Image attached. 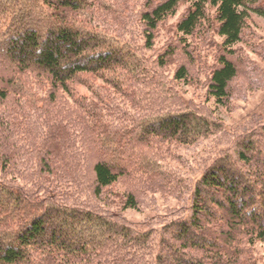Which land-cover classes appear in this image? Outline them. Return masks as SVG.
I'll list each match as a JSON object with an SVG mask.
<instances>
[{
    "label": "trees",
    "instance_id": "obj_1",
    "mask_svg": "<svg viewBox=\"0 0 264 264\" xmlns=\"http://www.w3.org/2000/svg\"><path fill=\"white\" fill-rule=\"evenodd\" d=\"M121 1L111 0L112 6L108 4L105 9L102 0H0V15H4L0 21V67L10 75L7 82L0 80L1 170L33 161L36 172L32 178L50 187L76 184L82 169L88 167L95 198L120 180L158 191L162 189L161 179L154 176L157 173L151 167H146V174L142 172L145 175L136 173V160L145 156L143 148L156 139L184 147L211 134L205 120L180 113L141 124L134 139L135 132L125 126L110 130L100 124L101 112H112L103 101L94 97L86 102L77 97L73 83L82 75L100 79L115 90L136 72V58L122 45L127 43L121 42L129 34L127 25L123 18L114 17L116 11L109 12L123 8L125 3ZM260 2L132 0L134 22L147 50L153 46L157 27L180 4L189 5L176 25L184 38L202 29L203 23L210 25L208 9L214 10V29L223 44L206 90L216 104L226 102L228 86L237 75L230 57L245 23L251 15L264 18ZM13 11L20 14L12 15ZM91 13L93 17L98 15L96 27ZM103 13L112 16L113 25ZM83 15L90 18L82 20ZM129 36L132 40L133 34ZM174 51L171 48L160 54L157 67L166 66L167 57ZM6 60L9 67L3 65ZM24 75H34V79L30 77L34 82L25 87L28 76ZM188 79V71L181 65L174 80ZM113 83L115 87H110ZM12 97H25L32 108L41 103L33 116L21 112L27 126L19 120L21 115L12 106ZM6 103L9 107L5 110ZM123 144L137 157L117 161L116 156L123 154ZM261 148L252 149L247 141L234 151V158L224 155L216 159L194 188L190 219L171 224V228L176 227L169 233L171 243L166 244L164 237L156 253L150 252L154 247L150 235L135 237L126 226L89 210L51 203L53 198L40 196L42 185L30 196L20 197L0 182V264H238L235 252H228L220 244L207 246L203 242L206 237L199 232L211 235L207 238L215 244L223 241L236 245L237 236L247 239L246 245L252 240L264 241V220L257 215L264 214V164L255 160ZM120 201L123 210L137 208L134 193H126ZM196 252L203 258L193 254Z\"/></svg>",
    "mask_w": 264,
    "mask_h": 264
},
{
    "label": "rangeland",
    "instance_id": "obj_2",
    "mask_svg": "<svg viewBox=\"0 0 264 264\" xmlns=\"http://www.w3.org/2000/svg\"><path fill=\"white\" fill-rule=\"evenodd\" d=\"M121 2L125 3L123 8L109 12L116 11L114 17L123 18L129 34H133L132 40L128 34L121 39V42L127 43L122 45L129 48L132 56H135L136 72L130 75V78H126L123 87L118 85L115 90L104 85L100 79L82 75L77 83H73L77 97L85 98L86 102H91L94 97L103 101L105 106L111 107L112 112L109 110L101 112L103 119L100 124L110 130L125 126L127 130L136 133L132 136L134 139L141 124L158 117L180 113H191L205 120L209 124L211 134L184 147L174 143L169 144L170 142L162 143L161 139H156L147 145L149 147L143 148L142 152L145 156L136 160V173L138 176V173L146 174V167H151L152 171L157 173L154 176L161 179L162 189L158 191H148L141 184L120 180L112 188L105 190L100 198H95L92 195V175L88 167L82 169L80 180L76 184H67L71 188L57 184L49 187L47 184L38 183L37 178H32L36 172V164L33 161L27 166L16 165L12 170L0 168V182H5L9 190L17 192L20 197L30 196V193L38 191L42 185L43 191L40 196L45 200L53 198L49 200L51 203L89 210L107 218L112 221L111 223L126 226L131 232L130 235L135 237L150 235L152 239L150 244L154 246L150 252L156 253L159 251L158 244L164 237L166 244L171 243L169 233H174L176 229V227L171 228V224L187 222L190 219L194 188L216 159L224 155L234 158V151L249 141L252 149L262 147V152L255 157V160L264 164V18L251 15L245 23L240 41L232 47L233 55L230 57L237 67V75L228 86L226 102L216 104L206 90L210 72L216 67L223 44V39L218 37L214 29L216 26L213 24L214 10L208 9L209 19L212 22L210 25L205 22L202 24V29L196 30L193 36L184 38L176 31V25L189 5L180 4L175 13L157 27L153 46L147 50L143 46L139 29L134 22L136 17L132 0ZM101 4L105 9L109 8L108 4L112 6L111 0H102ZM259 7L264 9V0H261ZM11 14L17 16L20 12L13 11ZM91 15L93 26L96 27V24H99L95 20L98 15L94 17L93 13ZM103 15L113 25L112 16L108 13ZM3 17L4 15H0V21ZM85 17L86 15H83L81 19ZM89 18L88 15L85 19ZM171 48L175 49V54L167 57V65L162 68L157 67V57L164 52L167 53ZM3 65L9 67L10 62L6 60ZM181 65H184L188 71L187 82L174 80V73ZM5 69L0 67V80H4V83L10 77ZM24 76H28L25 87L34 82L30 80L35 78L34 75ZM110 87H115V83ZM72 96L73 93L69 100ZM12 98L14 100L12 106L21 115L19 120L26 125L21 112L33 116L34 109H39L41 103L32 108L25 103V97ZM63 98L68 101L66 96ZM8 107L9 104L6 103L4 109ZM87 122L90 126L89 119ZM123 147V154L116 156L117 161L121 158L130 160L137 157L136 152L127 149V144H123ZM128 192L134 193L137 200L136 210L122 209L120 199ZM2 205L1 200L0 206ZM257 215L261 221L264 220L263 213ZM199 233L203 238L206 237L203 242L207 246L216 247L220 244L228 252H235L238 264H264V241L252 240L251 245H246L247 239H240L237 236V244L230 246L223 241L211 243L207 238H211V235ZM193 254L203 258L201 252Z\"/></svg>",
    "mask_w": 264,
    "mask_h": 264
}]
</instances>
